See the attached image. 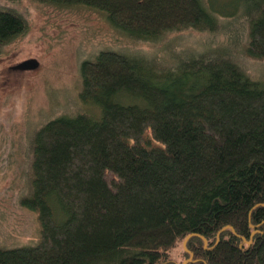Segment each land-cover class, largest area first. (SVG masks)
<instances>
[{
	"label": "trees",
	"instance_id": "obj_1",
	"mask_svg": "<svg viewBox=\"0 0 264 264\" xmlns=\"http://www.w3.org/2000/svg\"><path fill=\"white\" fill-rule=\"evenodd\" d=\"M31 1L97 11L134 49L80 63L91 113L25 134L17 202L38 241L0 245V264H264V79L231 57L264 61V0ZM28 29L0 5V51ZM191 29L227 43L171 64L134 52Z\"/></svg>",
	"mask_w": 264,
	"mask_h": 264
},
{
	"label": "rangeland",
	"instance_id": "obj_2",
	"mask_svg": "<svg viewBox=\"0 0 264 264\" xmlns=\"http://www.w3.org/2000/svg\"><path fill=\"white\" fill-rule=\"evenodd\" d=\"M0 5L24 14L29 25L25 36L0 51V245L21 247L34 245L39 230L35 212L21 208L17 202L25 187L21 180L26 170L25 134L33 126L70 114L75 108L91 113L76 102L80 63L104 49L133 51L134 43L113 29L102 14L84 7L57 9L31 0H0ZM227 40V36L208 37L191 29L169 34L159 43H141L134 52L171 64L184 53L225 45ZM235 52L231 50V57L241 67L248 65L247 75L264 79V61L247 63L245 55ZM29 58L39 61L36 70H18L15 74L9 69ZM182 243L170 253L178 263L185 259Z\"/></svg>",
	"mask_w": 264,
	"mask_h": 264
},
{
	"label": "water",
	"instance_id": "obj_3",
	"mask_svg": "<svg viewBox=\"0 0 264 264\" xmlns=\"http://www.w3.org/2000/svg\"><path fill=\"white\" fill-rule=\"evenodd\" d=\"M39 66V61L35 58H29L27 61L23 62V63H18L16 64L15 66V69H19V70H22V71H28V70H36V68ZM190 237L187 236L185 237L184 239V242H183V246L185 245L186 241L188 240V238ZM218 241H216L215 244H217ZM184 263V262H183ZM181 263V264H183Z\"/></svg>",
	"mask_w": 264,
	"mask_h": 264
},
{
	"label": "bare ground",
	"instance_id": "obj_4",
	"mask_svg": "<svg viewBox=\"0 0 264 264\" xmlns=\"http://www.w3.org/2000/svg\"><path fill=\"white\" fill-rule=\"evenodd\" d=\"M28 60V59H27ZM27 60H25V61H27ZM25 61H23V62H25ZM23 62H20V63H23Z\"/></svg>",
	"mask_w": 264,
	"mask_h": 264
}]
</instances>
